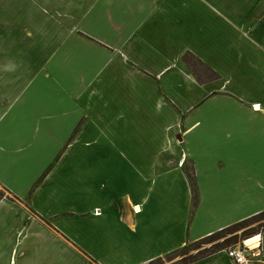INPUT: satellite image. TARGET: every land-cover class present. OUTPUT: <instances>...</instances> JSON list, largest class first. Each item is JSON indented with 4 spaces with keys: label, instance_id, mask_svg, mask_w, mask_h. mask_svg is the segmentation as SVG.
I'll return each instance as SVG.
<instances>
[{
    "label": "crops",
    "instance_id": "crops-1",
    "mask_svg": "<svg viewBox=\"0 0 264 264\" xmlns=\"http://www.w3.org/2000/svg\"><path fill=\"white\" fill-rule=\"evenodd\" d=\"M0 187V264H147L263 213L264 0H0Z\"/></svg>",
    "mask_w": 264,
    "mask_h": 264
},
{
    "label": "trees",
    "instance_id": "trees-1",
    "mask_svg": "<svg viewBox=\"0 0 264 264\" xmlns=\"http://www.w3.org/2000/svg\"><path fill=\"white\" fill-rule=\"evenodd\" d=\"M184 61L185 63L189 66V68H191V70L195 71L196 67H202L204 69V71L206 73H208V78L209 79H216L218 78L217 74L214 73L211 69H209L208 67H206L205 65H203V63L198 60L195 56H193L192 54H187L184 57ZM187 178L189 180L190 186H191V190H192V194H193V208L195 209L198 202H199V196H198V191H197V185L195 182V175L194 173H187ZM6 191L0 187V202L6 198L5 196ZM264 217V212L248 218L242 222H239L233 226H230L220 232H217L209 237H206L200 241L194 242V243H189L187 244L185 247H183L182 249L173 252L163 258H158L155 259L147 264H163L164 261L171 262L173 259L177 258V257H181L182 259L177 261L176 263H172V264H194L195 262L204 259L210 255H213L217 252L223 251V250H227L229 249L230 245L234 244V242L237 240V237H232L231 239L227 240V242L222 243V244H216L211 246L210 248H206L204 250L199 251L197 254L195 255H188V251L190 250V246H196L197 248L201 245V244H205L207 242H214L216 239H219L223 236H225L226 234H235L243 229H246L247 227H250V225H252L254 222H257L259 220H261ZM264 232V230H263ZM262 232L257 231V230H248L245 231L243 234V239L242 240H248L251 237H255V235L261 234Z\"/></svg>",
    "mask_w": 264,
    "mask_h": 264
},
{
    "label": "rangeland",
    "instance_id": "rangeland-1",
    "mask_svg": "<svg viewBox=\"0 0 264 264\" xmlns=\"http://www.w3.org/2000/svg\"><path fill=\"white\" fill-rule=\"evenodd\" d=\"M199 69V68H198ZM5 196L8 197V195L5 193ZM248 230H257V231H260V232H263L264 230V217L257 221V222H254L252 225H250V227H247L246 229H243L237 233H233V234H226L225 236L219 238V239H216L214 242H207L205 244H201L198 248L195 246H190V250L188 251V255H195L197 254L199 251L201 250H204V249H208L210 248L211 246L213 245H216V244H222V243H226L227 240L231 239L232 237H237V240L234 242V244L230 245L229 248H232L234 246H237V245H243V244H246L247 243V240H242L243 238V234L245 231H248ZM259 235V234H258ZM258 241V240H257ZM248 245V244H247ZM165 259V258H163ZM182 258L181 257H177L175 259H173L171 262H166L164 261L163 264H172V263H176L177 261L181 260Z\"/></svg>",
    "mask_w": 264,
    "mask_h": 264
},
{
    "label": "built area",
    "instance_id": "built-area-1",
    "mask_svg": "<svg viewBox=\"0 0 264 264\" xmlns=\"http://www.w3.org/2000/svg\"><path fill=\"white\" fill-rule=\"evenodd\" d=\"M227 256L235 264H250L254 253L245 244L237 245L226 250Z\"/></svg>",
    "mask_w": 264,
    "mask_h": 264
},
{
    "label": "bare ground",
    "instance_id": "bare-ground-1",
    "mask_svg": "<svg viewBox=\"0 0 264 264\" xmlns=\"http://www.w3.org/2000/svg\"><path fill=\"white\" fill-rule=\"evenodd\" d=\"M257 240H258L257 236L252 237V238L247 240V244L248 245H253L254 243H256Z\"/></svg>",
    "mask_w": 264,
    "mask_h": 264
},
{
    "label": "snow or ice",
    "instance_id": "snow-or-ice-1",
    "mask_svg": "<svg viewBox=\"0 0 264 264\" xmlns=\"http://www.w3.org/2000/svg\"><path fill=\"white\" fill-rule=\"evenodd\" d=\"M255 107H256L257 109H259L260 106H259V105H255Z\"/></svg>",
    "mask_w": 264,
    "mask_h": 264
}]
</instances>
